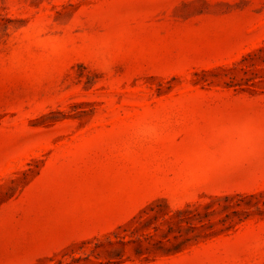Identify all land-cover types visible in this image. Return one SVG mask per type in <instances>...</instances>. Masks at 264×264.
<instances>
[{
	"label": "rangeland",
	"instance_id": "obj_1",
	"mask_svg": "<svg viewBox=\"0 0 264 264\" xmlns=\"http://www.w3.org/2000/svg\"><path fill=\"white\" fill-rule=\"evenodd\" d=\"M0 264H264V0H0Z\"/></svg>",
	"mask_w": 264,
	"mask_h": 264
},
{
	"label": "trees",
	"instance_id": "obj_2",
	"mask_svg": "<svg viewBox=\"0 0 264 264\" xmlns=\"http://www.w3.org/2000/svg\"><path fill=\"white\" fill-rule=\"evenodd\" d=\"M174 249H176V248H179V246H180V244L179 243H176V244H174Z\"/></svg>",
	"mask_w": 264,
	"mask_h": 264
}]
</instances>
